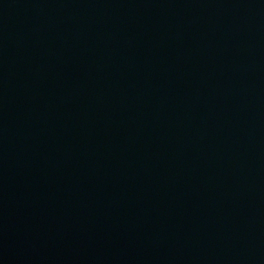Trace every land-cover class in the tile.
Returning a JSON list of instances; mask_svg holds the SVG:
<instances>
[{
  "label": "water",
  "instance_id": "95a60500",
  "mask_svg": "<svg viewBox=\"0 0 264 264\" xmlns=\"http://www.w3.org/2000/svg\"><path fill=\"white\" fill-rule=\"evenodd\" d=\"M0 264H264V0H0Z\"/></svg>",
  "mask_w": 264,
  "mask_h": 264
}]
</instances>
